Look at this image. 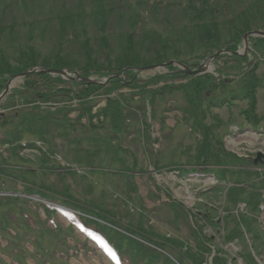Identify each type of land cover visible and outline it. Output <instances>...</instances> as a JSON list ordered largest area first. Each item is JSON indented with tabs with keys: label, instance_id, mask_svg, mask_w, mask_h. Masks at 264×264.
I'll return each instance as SVG.
<instances>
[{
	"label": "rangeland",
	"instance_id": "rangeland-1",
	"mask_svg": "<svg viewBox=\"0 0 264 264\" xmlns=\"http://www.w3.org/2000/svg\"><path fill=\"white\" fill-rule=\"evenodd\" d=\"M190 1L103 0L109 12L106 27L111 36L110 44L116 49L113 52H117V46L122 43V33L133 31L138 39L145 28L157 29L166 34L164 38L168 35L176 38L173 42L179 43L183 34L179 26L191 18L186 8ZM213 1L220 3L223 0ZM249 1L252 0H244L242 6L236 5L235 8L234 4L222 6L219 15V21L224 26L222 47L230 38L228 29L231 19ZM93 5L92 0H0V27L3 29L0 31V58L3 54L15 63L20 50L32 44L41 57L52 56L61 50L62 54L72 59L77 66L75 70H78L84 64L79 42L69 34L59 46L58 35V18L65 12H74L82 14L84 28L95 39L92 43L93 58L99 63L106 62L105 53L97 42L98 24L90 14ZM177 43L178 53L169 51L161 57L193 67L218 50L196 46L190 48L187 46L189 44ZM239 49H242V45ZM254 64L261 78L255 94V114L260 118L258 128H264V55H258ZM235 66L237 62L226 55L216 57L210 64L215 78L207 94L212 103L205 99L203 112L199 113L198 110L197 113L202 125H210L217 138L225 140L222 146L227 152L254 155L256 149L264 145V138L260 137V144L253 145L256 134L244 113L249 102L238 96L242 92L243 75L234 69ZM168 71L171 70L140 72L137 83L141 85L149 77L157 74L164 76ZM123 79L128 80L127 76ZM187 81L188 77L176 76L149 84L148 89L159 90L153 100H144L137 95V88L125 85L111 92L112 97L123 98L121 101L125 102V106L138 111L137 115L128 117L121 135L113 136L108 121L97 120L92 126L86 115L80 117V111L70 106L65 111L72 123L70 133L68 127L57 123L55 127L49 125V134L42 140L26 131L15 130V125L19 123V117L15 114H24L32 109L31 103L36 102L22 101L26 97L22 92L24 79L16 80L1 102L0 138L4 139L7 132L15 131L13 143L17 140L21 144L41 142L44 151L29 148L14 150L10 144L0 142V169H3L0 172V264H112L103 251L88 239V233L78 229L80 221L88 222L86 219L91 212L87 210H93V205L101 209L100 213L109 222L114 221V225H111L113 228L136 230L140 225L138 220L143 215L141 223L145 229L155 232L160 239L164 238L162 240L170 239L183 244L177 246L166 240L164 248L153 250L155 247L151 241L136 235L145 250L143 254L134 256L136 264H198L192 262L193 257L189 254L201 253L203 234L212 249L204 254L205 264H209L214 248L223 249L221 257L225 259L224 264H248L246 258L251 260L249 253L256 257L249 264H264V254L259 252L264 250V210L259 212L249 205L240 212V215L254 217L240 223L250 235H247L246 241L241 237V240L236 239L231 243L223 242L222 227L206 224L199 213H208L214 221L225 215L223 224L229 226L226 227L227 233L234 225L229 219L233 216L238 220L240 216L231 212L237 205L231 197H228L227 205L222 209L226 184L223 183L221 192L208 191L211 183H218L217 176H196L195 171L200 163L195 161L203 140V128L195 121V115L189 113L187 94L182 87ZM38 85L43 90L46 87L41 83ZM229 96L231 102L214 105ZM105 98V92L95 97V111L105 106ZM55 101L60 105L68 100L59 98ZM40 110L44 112L49 108ZM59 117L62 118L61 115ZM143 120L148 127H143ZM241 129H244V132L241 131L243 133H239ZM106 136L109 139L104 140ZM119 146L124 150L118 152L116 149ZM13 152L16 154L13 155ZM46 155H50L49 166L40 162L39 157ZM89 164H92L91 167H88ZM259 168L262 171L264 166ZM255 176L247 178L262 196L264 186L261 183L264 178ZM243 178L246 179L245 176ZM26 184L33 189H41L45 194L28 191ZM40 200L74 210L76 215L68 220L55 213L49 218L44 212L47 203ZM174 202L178 205H172ZM212 204L214 207H211ZM21 210L27 213L26 217L21 216ZM228 213L231 216L226 218ZM100 221L97 220V224L87 223L86 226L91 231L101 233L104 224ZM103 231L113 235L112 244L122 245V264H132L130 256L133 258L132 252L137 245L112 229Z\"/></svg>",
	"mask_w": 264,
	"mask_h": 264
},
{
	"label": "trees",
	"instance_id": "trees-1",
	"mask_svg": "<svg viewBox=\"0 0 264 264\" xmlns=\"http://www.w3.org/2000/svg\"><path fill=\"white\" fill-rule=\"evenodd\" d=\"M92 1L94 2V5L92 6L93 8L91 9L90 14L98 24L97 42L103 49V53H105L106 62L99 63L93 58L94 53L92 43L95 39L91 38L88 35L87 29L84 28L85 25L81 13L75 14L74 12H65L63 16L58 18V22L60 23V28L58 29L59 46H62V43H64V40L69 34L79 42L84 55V64L79 67L78 70L83 77L97 76L99 78H104L113 72L125 70L124 76H127V81H131V83H127L123 78H113L107 85L99 83L92 84L80 80H67L62 76H54L46 72H38L31 74L24 79L22 92L26 97H23L22 101H55L59 100V98L64 100L76 99L80 110V117L86 115L91 121V125L95 126L93 122L94 118L102 116L103 120L100 122L108 121L112 132L121 135L124 131L128 117H131L132 114L137 115L138 111H133L128 105L125 106V102L121 101L123 98L112 97L110 95L111 92L125 85L127 87L137 88L139 90L137 95L141 96L144 100H153L156 94L159 93V90L148 89L147 87L149 84L160 81L162 78L174 79L179 75L171 72L164 74V76L157 74L149 77L148 80L139 85V83H137L139 82V77H136L137 71L135 68L168 61L169 59H165L161 56L168 54L169 51L178 53V46H176L178 41L173 42L176 38H171L168 35L164 38L166 34L153 28H145L140 35L141 37L138 39L135 36V32L125 31L120 35V41L122 40V43L117 46V52L114 53L113 51L116 49L110 44L111 36L106 27L107 14L109 13L108 9L104 6L103 0ZM242 3H244V0H223L220 3L213 0H191L186 7L191 14V18L180 24L179 27L183 34L181 35V40H179V43L177 44H189L187 46L190 48L196 46L199 48H217L218 50H238L242 43V37L246 32L254 28H264V0L249 1V3L246 4V7L241 9L231 19V26L228 29V35L230 38L225 42L224 47H222L224 26L219 21V15L223 10L222 6L234 4L233 7L235 8L236 5L242 6ZM83 11L84 10H80V12ZM133 27L134 24L131 25V28ZM2 30V27H0V31ZM251 41L255 43L257 48L264 54V38H252ZM226 56H229L237 62V66H235L234 69H240L242 72L243 77L241 79L240 87L242 92L240 94L241 98H246L249 102L248 109L244 112L246 117L250 119L252 123L258 125L260 118L255 114L257 108V98L255 94L257 87L260 85L261 78L257 75L255 66L252 68L246 67V63L248 62L247 57L234 54H227ZM110 62H112V64H109ZM35 66L59 69L67 68L71 70L77 68L72 59H70L69 56L62 54L61 50L52 56L41 57L36 48L32 44H29L26 49L22 48L20 50L19 55L15 57V63H12L10 59L1 54L0 93L9 78ZM169 69H171V67H169ZM214 78L213 75L190 77L182 86L187 94L190 106L189 113L191 112V114L195 115V121L203 128V140L200 149L197 152L195 162L206 165L207 167L205 171L213 172L219 180H229L235 183L234 186H231L228 189L227 196L231 197L235 202L247 201L255 210L258 208L261 200L259 192L256 191V188L252 185L248 187L245 186V184L240 185L242 183L248 184L247 179L253 176V172L243 170V168L239 169L240 166L243 165L244 160L227 152L223 148L222 142L217 139V136L210 125H205L204 123L202 125L201 118L198 117V110L199 113L203 112L205 99L209 100L207 97V89L212 84L211 82ZM39 83L43 84L44 87L46 86L44 90L39 88ZM167 86L170 87V85ZM102 92L106 93V104L97 111V113H93L95 96L102 94ZM66 107L63 106L56 111L47 110L43 112L40 110L39 106L35 104L32 109L27 110L24 114H15L17 118L19 117V123L15 125V130L26 131L42 140H45L49 134V125L54 126L59 123L60 126H66L68 127V131H71L72 123L69 122V119L65 115ZM58 115H62V118L58 117ZM142 125L145 128L148 127L147 123L144 121H142ZM14 132H7V137L0 140V142L10 144L14 150L24 148L20 140L13 143L16 139ZM16 143H19V145ZM15 145H17L16 148H14ZM25 146H34V144L28 142ZM15 154L16 153L13 152V155ZM48 156L46 155L43 158L40 157V161L42 163L49 162L50 155ZM78 160L80 161V159ZM237 165L239 168L236 167ZM213 166L215 168H213ZM2 170L3 169H0V172ZM243 176H245L246 179L243 178ZM26 189L28 191H37L42 195L45 194L42 193L41 189H33L31 185H26ZM92 213L100 216L96 211H92ZM141 220L142 219L140 218V225L137 228L141 231L142 235L148 234L150 236H156L155 232L143 227ZM236 226L239 225L236 224ZM139 230L133 232H140ZM241 235V231L236 227L231 229L225 239L226 241H231L234 237ZM147 239L158 243L151 238ZM169 241L179 245L182 244L175 240L171 241L169 239ZM139 246L137 253L143 254L145 250L142 248L141 244ZM200 249V254L196 253V255H194L190 253L189 255L193 257L194 261L197 260L199 264H203L205 258L204 254L205 252H209V248L202 244ZM224 261L225 259L222 257L216 256L213 264H224Z\"/></svg>",
	"mask_w": 264,
	"mask_h": 264
},
{
	"label": "water",
	"instance_id": "water-1",
	"mask_svg": "<svg viewBox=\"0 0 264 264\" xmlns=\"http://www.w3.org/2000/svg\"><path fill=\"white\" fill-rule=\"evenodd\" d=\"M251 35H261L264 36V30H255V31H250L244 34V44H245V49L244 51H246L248 49L247 46V42H248V37ZM228 52L227 50H220L219 52L213 54L212 56H210L209 58H207L206 60H204L203 63H201L197 68H190L188 65L172 60V61H168L165 63H161V64H155V65H149V66H144V67H140L137 70L139 72L141 71H146V70H159V69H164L165 67L172 65V66H179L180 70L179 72L183 73L184 75L188 76H196V75H200L203 73H207L209 72V64L211 63V61H213L215 59V57L220 54V53H226ZM235 54H241V52H234ZM46 72V73H51V74H57V75H61L65 78H73V79H78V80H82L88 83H99L100 81L95 79V78H84V77H80V75L78 74L77 71H73L72 73L75 74V77H71L69 74V71L66 69H56V68H49V67H33L32 69H29L26 72H23L21 74H17L14 76V78L12 80H10L5 88L3 89L2 93L0 94V102L2 101V99L8 94L13 82H15L16 80L26 77L28 75H30L31 73H36V72ZM121 75L120 72L114 73L110 76H108L107 78H105L102 83H107L109 81V79L114 78V77H119ZM261 154L259 153L257 158L255 159V162H257L260 158H261ZM264 201V199H263Z\"/></svg>",
	"mask_w": 264,
	"mask_h": 264
}]
</instances>
